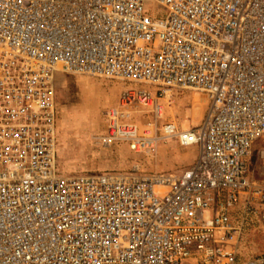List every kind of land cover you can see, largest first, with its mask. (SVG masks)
Returning <instances> with one entry per match:
<instances>
[{
	"label": "built area",
	"instance_id": "1",
	"mask_svg": "<svg viewBox=\"0 0 264 264\" xmlns=\"http://www.w3.org/2000/svg\"><path fill=\"white\" fill-rule=\"evenodd\" d=\"M58 70L125 82L103 141L144 155L159 135L131 110L158 120L173 90L205 94L201 126L161 131L198 157L62 173ZM263 137L264 0H0V264H264L240 252L247 219L264 226L247 168Z\"/></svg>",
	"mask_w": 264,
	"mask_h": 264
},
{
	"label": "rangeland",
	"instance_id": "2",
	"mask_svg": "<svg viewBox=\"0 0 264 264\" xmlns=\"http://www.w3.org/2000/svg\"><path fill=\"white\" fill-rule=\"evenodd\" d=\"M59 104L58 165L65 173L183 171L197 158L198 148L180 146L175 136L163 132L168 122L180 130L202 125L208 110L207 97L191 89L173 90L171 101L164 104V115L155 121L154 115L140 109L131 112L141 129L156 126L160 137L157 153L138 154L126 142L104 143L108 132L107 111L119 105L120 95L127 85L116 79H102L60 72L56 81ZM155 91L151 85L142 86ZM165 127V126H164ZM249 177L254 185H264V138L258 140L247 159ZM240 217V211L238 212ZM241 258L248 259L264 253V226L250 216L241 241Z\"/></svg>",
	"mask_w": 264,
	"mask_h": 264
},
{
	"label": "bare ground",
	"instance_id": "3",
	"mask_svg": "<svg viewBox=\"0 0 264 264\" xmlns=\"http://www.w3.org/2000/svg\"><path fill=\"white\" fill-rule=\"evenodd\" d=\"M60 72H64V73H69V72H66V71H62V70H58L56 73H55V78H57V75H58V73H60ZM69 74H73V75H81V76H87V75H82V74H74V73H69ZM89 77H91V76H89ZM203 94V93H202ZM170 95H171V93H170ZM170 95H168V97L170 96ZM205 95V94H204ZM206 96V95H205ZM171 97V96H170ZM207 97V96H206ZM207 100H208V98H207ZM171 100L169 99V102H170ZM209 105H210V103H209V101H208V110H209ZM119 106V105H118ZM115 107V108H111V109H118L119 107ZM110 109V110H111ZM136 109H140V111L141 112H144L145 114H150L147 110L148 109H144V108H142V107H134L132 110H131V112H134ZM208 110H207V112H208ZM151 115V114H150ZM163 115L164 114H162V117H163ZM207 115V114H206ZM159 120H161V119H158V120H155L156 122L157 121H159ZM204 122V121H203ZM170 126H175V125H170ZM149 127V126H148ZM185 130H188V129H185ZM168 136L170 137V136H173V135H170V134H168ZM176 137V136H175ZM57 138H58V131H57ZM159 138V142H160V137H158ZM264 138V137H263ZM262 139V138H261ZM260 140V139H259ZM193 148H196V147H193ZM158 150V149H157ZM157 153V152H156ZM153 154H155V153H153ZM153 154H151V155H153ZM199 154V153H198ZM197 157H198V155H197Z\"/></svg>",
	"mask_w": 264,
	"mask_h": 264
},
{
	"label": "crops",
	"instance_id": "4",
	"mask_svg": "<svg viewBox=\"0 0 264 264\" xmlns=\"http://www.w3.org/2000/svg\"><path fill=\"white\" fill-rule=\"evenodd\" d=\"M57 81V78H55V85H56V82ZM56 106H57V118H58V120H59V104H58V100H57V88H56ZM60 169V168H59ZM186 169V168H185ZM60 171L62 172V173H65V172H63L61 169H60ZM93 173V172H92ZM67 174H69V173H67ZM71 174V173H70Z\"/></svg>",
	"mask_w": 264,
	"mask_h": 264
}]
</instances>
